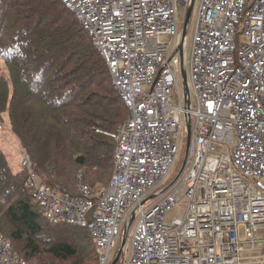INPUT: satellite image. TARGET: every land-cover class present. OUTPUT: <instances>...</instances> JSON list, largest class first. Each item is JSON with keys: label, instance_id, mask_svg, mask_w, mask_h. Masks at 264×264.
I'll use <instances>...</instances> for the list:
<instances>
[{"label": "built area", "instance_id": "obj_1", "mask_svg": "<svg viewBox=\"0 0 264 264\" xmlns=\"http://www.w3.org/2000/svg\"><path fill=\"white\" fill-rule=\"evenodd\" d=\"M60 2L129 116L110 134L113 173L97 193L81 174L76 195L48 185L22 151L43 218L86 229L98 264L112 262L123 228L118 264H264V0H200L186 94L180 0ZM187 122L192 160L169 182ZM0 264H27L2 234Z\"/></svg>", "mask_w": 264, "mask_h": 264}, {"label": "trees", "instance_id": "obj_2", "mask_svg": "<svg viewBox=\"0 0 264 264\" xmlns=\"http://www.w3.org/2000/svg\"><path fill=\"white\" fill-rule=\"evenodd\" d=\"M0 60V125L6 114L35 174L69 195L78 174L95 193L105 189L113 173L110 134L129 112L77 20L60 0H0ZM0 234L27 264H98L87 231L46 221L27 172L13 171L1 149Z\"/></svg>", "mask_w": 264, "mask_h": 264}, {"label": "rangeland", "instance_id": "obj_3", "mask_svg": "<svg viewBox=\"0 0 264 264\" xmlns=\"http://www.w3.org/2000/svg\"><path fill=\"white\" fill-rule=\"evenodd\" d=\"M180 1H181L180 10L182 11L183 14L179 17V20L182 21V25H183L184 12L186 9V5L188 4V0H180ZM199 3H200V0H195L194 6L192 9V13L190 16V20H189V23L187 25L186 35L184 37L182 60H183L184 70H186V71L188 69V64L190 61V55H191V50H192V40H193V36H194L196 17H197V8L199 6ZM186 71H185V73H186ZM0 75H6L5 65H4L2 60H0ZM181 85L183 88L184 86H183V80L182 79H181ZM184 137H185V139H184L182 149L176 158V165L172 168V170L169 174V179H168L169 182L174 180L179 175V173L181 172L182 165H183L185 158L186 159H185L184 170L188 169L190 166V161L192 160V145L191 144L189 145L188 151L186 152V133L184 134ZM0 149L3 151L4 155L6 156V159L8 160V163H9L10 167L12 168V170L13 171H19L21 168L23 149L20 147V145L17 142V139L15 138V136L11 133V131L9 129L8 118H7L6 114L3 115V124L0 125ZM68 157L72 161V159H71L72 156L70 155V153L65 158L68 159ZM70 160H68V161L70 162ZM39 177L41 178V179L39 178L41 181L48 182L47 176L40 175ZM98 186H100V185H98ZM102 187L103 186L96 187V188H97V190L100 191ZM151 202H152V200L148 201L144 206L145 207L148 206ZM180 212H181L180 207H177L171 214L169 213L167 216V219H166L167 222H170L172 217L179 216ZM133 224H134V222H133ZM124 229L125 228H123V231L121 234L117 253L119 252V250L121 248L122 240L124 238ZM84 230H86V229H84ZM80 231L83 232V230H80ZM82 232H78V233H80L82 235L83 234ZM263 238H264L263 235H259L256 237L257 240H261ZM125 244H126V248H127L128 242H126ZM256 248L261 249V248H263V245L257 244ZM116 255L114 256L113 260L115 259ZM122 259H127V253L126 252L122 253L121 258L117 261L116 264H118L119 262L121 263ZM113 260H112V262H113Z\"/></svg>", "mask_w": 264, "mask_h": 264}, {"label": "water", "instance_id": "obj_4", "mask_svg": "<svg viewBox=\"0 0 264 264\" xmlns=\"http://www.w3.org/2000/svg\"><path fill=\"white\" fill-rule=\"evenodd\" d=\"M194 2H195V0H188V4H187L185 12H184V21H183V26H182V41H181V44L179 46V55L181 57V60H182V45L184 43V37L186 35V29H187V25H188L189 20H190V16H191V13H192ZM181 78L183 80L184 92L186 94L187 93L186 73H185V71L183 69L181 70ZM189 141H190V124H189V122H187L186 123V152L188 151ZM185 159H184V162H183V165H182V169H183V167L185 165ZM182 169H181V171H182ZM124 245H125V239L123 238L122 244H121V248H120L119 252L117 253L115 259L113 260L112 264H116L117 261L120 259L121 255H122V248H123Z\"/></svg>", "mask_w": 264, "mask_h": 264}, {"label": "bare ground", "instance_id": "obj_5", "mask_svg": "<svg viewBox=\"0 0 264 264\" xmlns=\"http://www.w3.org/2000/svg\"><path fill=\"white\" fill-rule=\"evenodd\" d=\"M66 10H68L67 8H65ZM69 11V10H68ZM70 13V12H69ZM71 14V13H70ZM76 20H77V18L73 15V14H71ZM77 22H78V24H80L79 23V21L77 20ZM80 26V25H79ZM83 30V29H82ZM84 31V30H83ZM85 32V31H84ZM87 35H88V33L87 32H85ZM89 36V35H88ZM89 38H90V36H89ZM91 39V38H90ZM92 41V40H91ZM182 51H183V45H182ZM190 62V61H189ZM182 65H183V62H182ZM183 70H184V65H183ZM184 71H186V70H184ZM186 81H187V71H186Z\"/></svg>", "mask_w": 264, "mask_h": 264}, {"label": "flooded vegetation", "instance_id": "obj_6", "mask_svg": "<svg viewBox=\"0 0 264 264\" xmlns=\"http://www.w3.org/2000/svg\"><path fill=\"white\" fill-rule=\"evenodd\" d=\"M187 6V5H186Z\"/></svg>", "mask_w": 264, "mask_h": 264}]
</instances>
